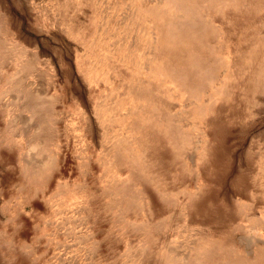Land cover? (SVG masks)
Returning <instances> with one entry per match:
<instances>
[{
  "label": "rangeland",
  "instance_id": "374dc122",
  "mask_svg": "<svg viewBox=\"0 0 264 264\" xmlns=\"http://www.w3.org/2000/svg\"><path fill=\"white\" fill-rule=\"evenodd\" d=\"M187 54L215 72L187 82ZM251 246L264 259V0H0V264Z\"/></svg>",
  "mask_w": 264,
  "mask_h": 264
},
{
  "label": "bare ground",
  "instance_id": "6f19581e",
  "mask_svg": "<svg viewBox=\"0 0 264 264\" xmlns=\"http://www.w3.org/2000/svg\"><path fill=\"white\" fill-rule=\"evenodd\" d=\"M180 35L186 36L184 33H180ZM186 59H187L186 63L188 64V67H187L188 71H187V75H186V81L187 82H193V80H196L197 77L200 75V73L203 72V67H205L204 71H209L210 74H213L215 72V68L214 67L211 68L212 65L204 62L202 59H199V58L196 59V58H194V56L189 55V54L186 55ZM236 62H237V65L235 66V69L233 72L236 73V76H237L242 72L240 67L244 64V57L243 58L239 57V59L236 60ZM204 74H206V73H204ZM189 79H190V81H189ZM196 81H198V80H196ZM230 81L232 82V80H230ZM233 86H234V81H233L231 87H233ZM231 87H229V88H231ZM184 104H186V103H184ZM195 149H196L195 145H192L191 150L194 151ZM46 163H47V161H41L40 164L38 165V167L40 169H42L41 167L45 166ZM250 243H251V245H253L255 242L250 241ZM253 247L254 246H251L249 249L246 250L247 254L245 255V257H240V259H238L237 261H234V262L232 261L233 263H231V264H264V259H261V258L257 259L256 256L253 254ZM213 249H203L204 251L202 253L203 254H209V255L206 257V259L200 260L201 262L200 261H198V262H200V264H216V263H213L211 261L207 262V258H210V256H211V252L209 250L213 251ZM199 259H196V261Z\"/></svg>",
  "mask_w": 264,
  "mask_h": 264
}]
</instances>
